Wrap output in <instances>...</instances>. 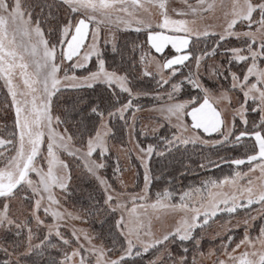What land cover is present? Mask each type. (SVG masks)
<instances>
[{
  "label": "snow or ice",
  "instance_id": "obj_1",
  "mask_svg": "<svg viewBox=\"0 0 264 264\" xmlns=\"http://www.w3.org/2000/svg\"><path fill=\"white\" fill-rule=\"evenodd\" d=\"M0 113V264H264V0H0Z\"/></svg>",
  "mask_w": 264,
  "mask_h": 264
},
{
  "label": "trees",
  "instance_id": "obj_2",
  "mask_svg": "<svg viewBox=\"0 0 264 264\" xmlns=\"http://www.w3.org/2000/svg\"><path fill=\"white\" fill-rule=\"evenodd\" d=\"M1 116H3V113L1 114ZM3 122V121H1ZM194 159H196L194 157ZM235 167V166H232ZM140 175L138 177V179L136 178V183H142L143 182V170H138ZM230 168L228 164H220V171H218L217 169L213 168L210 171H208L207 173H205L203 170H198L197 173H192V174H185L183 176H179L178 177V183H177V188L183 187V186H187L189 183H199L200 179L202 177H204L205 175H211L213 177L216 176H222V175H227L229 174ZM109 174H111V170H109ZM178 175V174H177ZM93 227H98V225H93Z\"/></svg>",
  "mask_w": 264,
  "mask_h": 264
},
{
  "label": "rangeland",
  "instance_id": "obj_3",
  "mask_svg": "<svg viewBox=\"0 0 264 264\" xmlns=\"http://www.w3.org/2000/svg\"><path fill=\"white\" fill-rule=\"evenodd\" d=\"M1 114H2V113H0V116H1ZM0 123H2V122L0 121ZM138 170H140V169H138ZM141 170H143V169L141 168ZM125 177H126V179L129 180V181H132V180L135 179V182H136V178L133 177L131 171H130V172H127V173L125 174ZM141 184H142V183H141ZM157 227H159V225H157ZM210 231H211V229H210ZM237 231H239V230H237ZM202 243H203V245H204V250L206 251V250L208 249V247H210V243H211V242L206 238Z\"/></svg>",
  "mask_w": 264,
  "mask_h": 264
}]
</instances>
